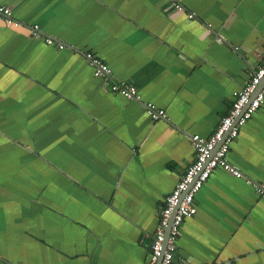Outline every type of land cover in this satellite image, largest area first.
Segmentation results:
<instances>
[{
    "label": "crops",
    "instance_id": "obj_1",
    "mask_svg": "<svg viewBox=\"0 0 264 264\" xmlns=\"http://www.w3.org/2000/svg\"><path fill=\"white\" fill-rule=\"evenodd\" d=\"M0 7L19 24L0 14V264H148L159 211L195 161L191 137L215 132L262 63L264 0ZM34 25L65 48L33 37ZM87 53L141 101L112 92ZM148 103L166 119L153 120ZM32 155L49 168L40 176L53 170L51 194L33 195L40 190L9 173L17 157ZM228 160L245 178L213 172L183 223L173 264H264V195L246 181L264 185V104Z\"/></svg>",
    "mask_w": 264,
    "mask_h": 264
},
{
    "label": "built area",
    "instance_id": "obj_2",
    "mask_svg": "<svg viewBox=\"0 0 264 264\" xmlns=\"http://www.w3.org/2000/svg\"><path fill=\"white\" fill-rule=\"evenodd\" d=\"M174 8L177 11H184V8L178 3L174 4ZM0 14L9 24L19 25L13 19L11 9L0 7ZM195 16L194 13H190L189 19L192 20ZM31 35L35 38L42 37L39 25L31 27ZM43 38L49 45L56 43L59 49L65 48L63 43H58L53 38L44 35ZM86 59L94 67V75L104 79L112 92L119 93L131 100L141 101L140 93L136 87L112 80V69L100 58L93 53H87ZM250 76L246 86L235 93L232 107L222 118L215 132L208 138L197 134L191 137L195 161L184 176L179 179L174 190L165 198L159 211V225L153 237L148 264H173L183 223L197 213L195 197L214 171L223 169L236 178H245L244 174L229 162L228 154L241 129L264 104V57L261 65ZM146 111L153 120L166 119L167 117L163 109L157 108L152 103L146 104ZM246 181L249 185H253L260 195H264V185L255 183L248 178Z\"/></svg>",
    "mask_w": 264,
    "mask_h": 264
},
{
    "label": "rangeland",
    "instance_id": "obj_3",
    "mask_svg": "<svg viewBox=\"0 0 264 264\" xmlns=\"http://www.w3.org/2000/svg\"><path fill=\"white\" fill-rule=\"evenodd\" d=\"M38 156H41V158H43L44 160H47V161L53 160L52 154H47V153L42 154L41 153V155L38 154ZM38 156L35 155V156H33L32 159L28 158V157H27V159L25 157L24 158H22V157L18 158L17 157V161H16L14 168H18L19 170L18 169L10 170L9 173L12 176L23 175L24 178L29 180L28 182H29V185L31 187L35 186L36 188H38L40 190L38 192L32 191L33 195L37 196L38 193H39V195H42L46 191L48 194H51L52 189H51V187L49 188V185L53 184V182H50L53 180V177H52L53 170H51V172L48 175H45V173L47 171L45 169V171H43L42 175L40 176L38 173H40L44 168H48V167L40 164V158ZM32 162L33 163L36 162L37 163L36 165L40 164L41 165L40 168L34 169V168L29 167V165ZM51 167H53V165ZM48 170H49V168H48ZM35 174H36V178H39L41 180V182L38 181L39 184H38V182H35V177H34ZM43 187H44V189H43ZM42 189H43V192H42ZM29 190L31 191L30 188H29ZM27 193H31V192L27 191Z\"/></svg>",
    "mask_w": 264,
    "mask_h": 264
},
{
    "label": "water",
    "instance_id": "obj_4",
    "mask_svg": "<svg viewBox=\"0 0 264 264\" xmlns=\"http://www.w3.org/2000/svg\"><path fill=\"white\" fill-rule=\"evenodd\" d=\"M175 213H176V210H175V212H174V215H175Z\"/></svg>",
    "mask_w": 264,
    "mask_h": 264
}]
</instances>
